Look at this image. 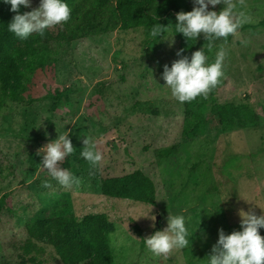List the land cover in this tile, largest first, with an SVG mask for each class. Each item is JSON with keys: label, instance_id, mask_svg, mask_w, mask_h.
Here are the masks:
<instances>
[{"label": "rangeland", "instance_id": "obj_1", "mask_svg": "<svg viewBox=\"0 0 264 264\" xmlns=\"http://www.w3.org/2000/svg\"><path fill=\"white\" fill-rule=\"evenodd\" d=\"M112 1L104 3L110 7ZM163 1L152 0L150 11ZM233 2L251 19L205 53L208 62L221 47L227 53L221 83L206 98L180 104L171 96L161 73L176 59L178 40L173 35L169 46L162 33L153 41L144 27L55 43L50 58L25 75L15 92L0 89V198L6 195L0 264H61L50 245L26 231V224L41 218L105 213L110 231L97 255L110 264H201L218 228L225 234L240 229L239 211L264 214V0ZM38 3L31 0L24 11ZM192 8L187 0L172 13ZM212 103L248 104L260 125L222 124L210 112ZM188 120H196L201 132L184 136ZM64 131L75 150L59 166L80 178L79 187L59 185L38 166V150ZM85 138L102 153L95 169L79 156ZM168 147V156L157 155ZM135 169L153 181L154 206L101 194L102 179ZM168 213L183 215L193 235L187 249H174L166 259L140 246L134 227L145 238L167 226ZM258 231L264 237V229Z\"/></svg>", "mask_w": 264, "mask_h": 264}, {"label": "trees", "instance_id": "obj_2", "mask_svg": "<svg viewBox=\"0 0 264 264\" xmlns=\"http://www.w3.org/2000/svg\"><path fill=\"white\" fill-rule=\"evenodd\" d=\"M186 1L164 0L154 11H150L152 0H113L110 7L105 5L104 0H65L71 9L67 22L56 30L46 28L43 36L32 33L23 40L7 30L6 26L14 13L9 11V5L0 3V89L15 92L25 75L50 58L53 44L115 29H150L158 22L169 24L178 40L177 50L184 49L182 55L190 57L193 51L202 48L207 41L202 35H198L194 41H186L181 34H174L175 14L172 11ZM20 11L25 12L23 7ZM204 50L205 53L208 52L207 47ZM175 57L179 58L176 55ZM59 99L60 93H56L53 107H56ZM2 106L3 102L0 100V109ZM210 112L222 124L251 128L260 125L259 116L248 104L212 103ZM198 130L197 121L188 120L182 133L184 136H195ZM170 153L171 147H168L158 151L157 155L166 157ZM100 192L106 197L146 203L150 206L156 204L154 183L140 169L102 179ZM5 196L0 198V209ZM134 229L140 238V246H143L144 237L136 226ZM26 231L31 238L50 245L61 264H78L93 255L94 260L90 264L111 263L108 257L101 260L97 255L102 245L106 244L110 231L108 216L105 213L86 214L80 219L65 215L41 218L26 224Z\"/></svg>", "mask_w": 264, "mask_h": 264}, {"label": "clouds", "instance_id": "obj_3", "mask_svg": "<svg viewBox=\"0 0 264 264\" xmlns=\"http://www.w3.org/2000/svg\"><path fill=\"white\" fill-rule=\"evenodd\" d=\"M0 3L9 5V11L14 13L7 30L21 40L32 33L43 36L46 28L63 24L70 19L71 9L65 0H39L38 6L30 11L22 12L20 9L30 8L31 0H0ZM222 4L219 11L210 10L209 6ZM250 16L237 8L233 0H193L191 11H180L175 14V33L181 34L186 41H193L203 34L207 44L191 53L190 57L182 55L184 49H178L179 57L168 64L162 65L161 79L170 90L171 96L180 104L191 102L195 98L207 95L220 83L224 76V60L226 50L221 47L215 53L212 62H208L205 47L211 50L213 42L217 39H227L234 35L246 23ZM171 25L155 23L148 30V38L153 41L158 36L167 39L169 46L174 42L170 32ZM244 43V41H241ZM41 124V123H40ZM39 124V126H40ZM38 126V127H39ZM47 136V133H44ZM84 147L79 156L91 168L98 167L102 160V153L95 148V142L85 138ZM69 133L64 131L56 138L42 146L37 155L43 154L39 167L44 169L52 180L65 188L79 187L81 180L69 169L61 168L60 162L74 152ZM44 187L49 186L47 180L42 182ZM151 209V208H150ZM149 211L145 216H149ZM239 230L225 234L222 228L217 229V239L211 246L210 253L205 259L199 260L201 264H264V237L258 229H264V214L256 215L253 211H239ZM143 216V217H145ZM150 219L155 220L154 216ZM197 229V228H196ZM186 227L183 215H170L168 213L167 226L163 230L153 232L143 238L146 249L156 257L169 258L174 249H187L191 237Z\"/></svg>", "mask_w": 264, "mask_h": 264}, {"label": "water", "instance_id": "obj_4", "mask_svg": "<svg viewBox=\"0 0 264 264\" xmlns=\"http://www.w3.org/2000/svg\"><path fill=\"white\" fill-rule=\"evenodd\" d=\"M158 218H159V217L157 216V217H156V220H158Z\"/></svg>", "mask_w": 264, "mask_h": 264}]
</instances>
